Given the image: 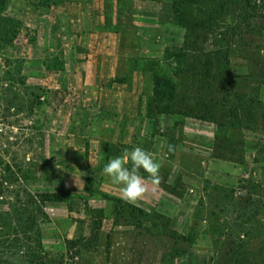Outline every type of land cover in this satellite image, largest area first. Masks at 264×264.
<instances>
[{
  "label": "rangeland",
  "instance_id": "rangeland-1",
  "mask_svg": "<svg viewBox=\"0 0 264 264\" xmlns=\"http://www.w3.org/2000/svg\"><path fill=\"white\" fill-rule=\"evenodd\" d=\"M172 20L158 52L142 59L141 133L125 148L152 153L161 182L149 183L154 198L134 209L98 198L95 168L84 189L62 186L65 176L83 173L78 164L88 152L74 153L65 167L60 139L93 121L86 105L74 112L63 99L91 97L95 87L78 85L75 71L62 68L59 38L42 37L49 25L0 14V264H229L236 253L253 264L263 257L264 133L238 127L232 114L264 105V0H172ZM211 110L221 124L196 117ZM57 192L61 202L41 201ZM52 204L57 215L42 209Z\"/></svg>",
  "mask_w": 264,
  "mask_h": 264
},
{
  "label": "crops",
  "instance_id": "crops-1",
  "mask_svg": "<svg viewBox=\"0 0 264 264\" xmlns=\"http://www.w3.org/2000/svg\"><path fill=\"white\" fill-rule=\"evenodd\" d=\"M37 1L44 2L5 0L0 14L22 21L34 15L41 24L49 25L50 28L44 30L42 37L59 38L64 59L62 68L75 71L72 78L78 85L95 87L91 97L77 94L63 99L72 102L70 110L74 112L84 109L86 105L85 109L91 112L88 116L93 121L92 125L81 131L65 130L60 139V156L65 167L73 166L71 159L74 153L83 155L86 150L88 152V162L78 164L83 173L79 170V175L65 176L62 186L84 189L87 174L95 168L94 178L97 191L100 192L97 197L104 200L103 195H107L112 202H116V199L125 201L121 198L120 187L113 185L102 169L109 159L121 155L126 149L125 145L141 133L142 90L148 83L142 74L147 69L142 59H146L149 53L158 52L165 30L173 31L172 0H46L48 6L38 8ZM52 25L56 27L55 30ZM40 34L41 30L37 36ZM53 143L51 140V145ZM107 145L111 150L107 159L102 161L105 164L101 166V159L107 156ZM113 148L124 150L116 155ZM149 183L146 181L148 190L144 196L131 205L145 208L148 199L154 198ZM115 208L113 205L107 211L113 214ZM42 209L45 212L51 210L57 215L60 206L52 204ZM55 221L63 220L58 218ZM86 224L88 227L91 225L88 220L84 221V228ZM57 229L61 232L60 227ZM45 240L46 236H43L42 241ZM54 241L63 240L60 235H56ZM53 250V254L60 252L57 243Z\"/></svg>",
  "mask_w": 264,
  "mask_h": 264
},
{
  "label": "clouds",
  "instance_id": "clouds-1",
  "mask_svg": "<svg viewBox=\"0 0 264 264\" xmlns=\"http://www.w3.org/2000/svg\"><path fill=\"white\" fill-rule=\"evenodd\" d=\"M160 167V163L154 160L152 153L135 146L109 159L102 172L110 177L113 185L120 187L121 198L125 202L136 204L148 190L146 181H150L154 186L160 184ZM141 170L147 176L142 175Z\"/></svg>",
  "mask_w": 264,
  "mask_h": 264
},
{
  "label": "trees",
  "instance_id": "trees-1",
  "mask_svg": "<svg viewBox=\"0 0 264 264\" xmlns=\"http://www.w3.org/2000/svg\"><path fill=\"white\" fill-rule=\"evenodd\" d=\"M161 78L155 77L154 79V95L157 97H161ZM173 105H168L165 107L167 110H162L161 112H170V107ZM244 108V109H243ZM242 112H239V109L236 108L235 113L232 114L233 120L237 123L238 127H247L252 130H258L260 132L264 133V105L258 101L252 102L250 105H241ZM160 112V111H159ZM187 115L196 116L193 115L191 112L187 113ZM204 120L209 121H215L221 124V119L216 115L214 111H209L208 113L202 115V116H196ZM259 155L264 159V145L261 147V149L258 151ZM64 195H61V193H43L40 195L41 201H62L64 200ZM117 202H123L120 199H116ZM125 205L130 208H136L135 206L125 202ZM238 255V258L235 261L229 263V264H250L248 262V258L242 256L239 253H236ZM253 264H264V255L263 257L256 263Z\"/></svg>",
  "mask_w": 264,
  "mask_h": 264
}]
</instances>
